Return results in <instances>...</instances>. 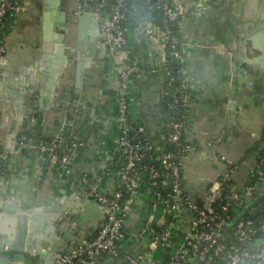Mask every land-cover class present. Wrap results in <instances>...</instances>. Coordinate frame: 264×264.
<instances>
[{"label":"crops","instance_id":"1","mask_svg":"<svg viewBox=\"0 0 264 264\" xmlns=\"http://www.w3.org/2000/svg\"><path fill=\"white\" fill-rule=\"evenodd\" d=\"M18 1L20 12L7 28V53L1 58L0 207L30 210L49 206L63 192L71 195L73 187L82 191L95 180L101 182L102 193L111 194L121 173L119 158L114 154L119 133L115 119L119 63L108 49L98 47L91 67L83 75L82 90L75 94L76 57L72 49L77 46L80 28L71 15L78 3L64 0L69 9L67 28L71 31L65 41V55L72 62L64 66L52 98L43 97L40 104V92L49 91L46 81L50 68L42 71L44 60L48 65L53 61L43 59L42 0ZM170 1L186 13L178 28L192 93L184 138L195 150L185 156L181 167L185 191L199 202L209 187L207 180L213 182L217 176L226 175L228 167H235L231 179L238 191L249 182L256 165L264 135V63L249 64V69L241 65L260 56L250 53L252 45H264V0ZM201 5L207 6L201 16L188 14L198 11ZM127 35L129 55L142 68L131 82V116L136 124L145 125L150 139L159 145L168 118L162 101L164 79L150 71L158 63L160 47L142 17L130 25ZM54 49L51 42L49 53L53 54ZM61 132L84 143L75 166L66 173L34 148L21 147V138L28 140L29 147H35L49 143ZM223 157L233 165L229 166ZM150 200L149 188L143 186L131 208L127 239L120 243L124 253L136 246L134 238L148 216ZM155 217L157 223L169 220L164 209H159ZM102 222L100 213L91 224L83 226L68 253L79 239L93 237ZM190 222L191 214L185 210L179 218L182 232L187 231ZM254 246L262 250L264 241L257 240ZM144 253L146 264H168L163 247L152 248L149 244ZM101 264L109 262L103 260ZM191 264L205 263L193 258Z\"/></svg>","mask_w":264,"mask_h":264},{"label":"built area","instance_id":"2","mask_svg":"<svg viewBox=\"0 0 264 264\" xmlns=\"http://www.w3.org/2000/svg\"><path fill=\"white\" fill-rule=\"evenodd\" d=\"M77 3L76 16L87 10L96 16L103 14L98 17L101 23L99 47L108 49L119 63L115 112L119 133L114 154L121 158V173L119 184L111 194L102 193L101 182L98 180L91 187L78 191L79 196L93 198L102 206L103 222L93 237L79 239L75 249L60 257L55 264H101L104 257L109 258V264H112L113 259L118 260L116 264H121L118 256L120 243L126 237L124 227L127 226L132 205L138 191L144 186L142 181L145 179L149 181L150 211L141 231L134 238L136 246L124 253L125 258L122 260H125V264H146L147 255L144 251L149 244L152 248L163 247L169 250L168 264H187L191 256L201 258L205 264L207 261L217 264V260L223 264L264 263V247L262 250L255 247V237L253 238L257 233L264 234V199L261 204L263 221L258 224L252 219L239 220L233 224L232 236L235 243L228 242L226 238L227 227L231 226L229 212L251 201L259 187L264 189V135L260 140L253 169L257 182H247L238 191L232 187L225 193L223 186L232 180L231 174L235 168L228 167L229 172L224 176L219 175L207 188L201 200L203 206L193 200L184 189L181 161L195 150L183 139L188 125L192 93L189 76L183 66L182 42L179 33L169 24L174 23L179 28L186 13L172 5L170 0H146L150 15H160L157 24L152 20L145 21L151 36L160 47L158 63L150 73L164 79L162 101L163 110L169 115V124L162 134V140L175 147L174 151L162 152L160 147L148 141L145 126L135 124L131 116V82L142 73V68L130 57L127 49L128 35L125 26L130 12L129 0H77ZM206 8V5H201L198 11L188 14L201 16ZM19 12L18 0H0V58L7 53L6 20L14 19ZM174 63L177 65L174 66ZM20 141L22 148H34L64 173L75 163L84 146L81 138H69L62 132L55 135L49 143L41 142L35 147H29L26 138H21ZM149 151L161 153L158 158L161 167L142 166ZM223 160H227L229 166L233 165L225 157ZM143 171L147 173L144 176ZM162 176V185L168 187L167 193H152ZM124 193L131 197L123 203ZM159 209H164L169 216L166 223L156 222L155 216ZM185 210L191 214V222L187 231L182 232L179 218ZM154 224L165 229L157 232L153 228ZM174 235L178 239L175 242ZM261 240L264 241V238Z\"/></svg>","mask_w":264,"mask_h":264},{"label":"water","instance_id":"3","mask_svg":"<svg viewBox=\"0 0 264 264\" xmlns=\"http://www.w3.org/2000/svg\"><path fill=\"white\" fill-rule=\"evenodd\" d=\"M42 5L44 10L42 18L43 59H53V61H50L48 65L44 60L45 65L42 71L45 72L50 68L46 81L49 91L40 92V104L43 97L52 98L57 84L61 83L58 77L64 73L66 68L64 66L72 62L65 55L67 49L64 46L67 37L71 34L67 28L68 7L64 0H42ZM102 15L100 13L96 16L87 10L76 16L80 31L77 46L72 49L76 57L75 94H80L83 75L86 69L91 67L92 60L97 53L101 35V23L98 17ZM51 42L55 47L53 54L49 53ZM250 53L260 56L242 63L241 67L249 69L251 68L249 64L264 63L263 44L252 45ZM241 55V59L245 60L244 54L241 53ZM243 68L241 70H244ZM42 81L45 83V78H42ZM218 144L220 143H216ZM119 163H121V158ZM72 166L74 167L75 163ZM211 183V180H207L206 186H210ZM62 194L64 195L57 196L49 206H40L30 210L0 207V264H55L60 257L68 253L72 241L83 226L91 224L93 219L102 213V206L93 198L79 196L77 188H72L71 195H65V192ZM256 213L254 211L252 216L255 217Z\"/></svg>","mask_w":264,"mask_h":264},{"label":"trees","instance_id":"4","mask_svg":"<svg viewBox=\"0 0 264 264\" xmlns=\"http://www.w3.org/2000/svg\"><path fill=\"white\" fill-rule=\"evenodd\" d=\"M129 8H130V12L128 14V23L125 26L127 29L130 28V25H135L137 17H142L145 20H152L155 24H157L158 20H160V18H159L160 15L159 14L153 13L152 15H150V13H149V11L147 9V6H146V0H129ZM12 20H13V18L12 19L7 18L6 24H5V31H7V28L10 26V22ZM169 25L172 26L173 30L178 32V28H177L176 24L170 23ZM176 65L177 64L174 63V66H176ZM164 112L166 113V115L168 114V112L166 110ZM167 117L168 118H166V120H165L166 121V126H165V129H164L165 131L167 130V127H168V124H169V115H167ZM146 132H147V128H146ZM146 137H147L148 141L151 144H153L156 147H160L159 149L162 152L163 151H174L175 150V147L173 145H171L170 143L164 142L162 140V138H161V143L158 145L154 141H152V139H150V135L148 134V132L146 134ZM183 139L185 140L184 135H183ZM67 142H69V141H67ZM160 155H161V153L158 152V151H149V152H147L146 153V158L144 159L142 166H144V167H151V166L161 167L160 163L158 162V158L160 157ZM146 174H147L146 172H144V171L142 172L143 176L146 175ZM142 178L143 177H141V179ZM163 180H164V178L162 176V178L158 181L157 187L152 191V193L153 192H159L160 194H163V195H165L167 193L168 187H164L162 185V181ZM255 182H257V178H256V174L253 172V174L250 175L249 183L250 184H254ZM142 183H143L144 186H148L149 185L148 184L149 181L147 179L142 181ZM233 186H234V181L233 180H231L229 182H226L224 184V186H223L224 192L228 193L232 189ZM140 192H141V189L138 191L137 195H139ZM135 196H136V194H135ZM130 197H131L130 194H125L124 193L123 198H122L123 203L125 201H127L128 199H130ZM263 199H264V189H262V187H259L257 189L255 195L251 199V201H248V202L244 203L243 206L239 207L238 209H234L233 208L231 210V212H229V215H230V220H229L230 223L229 224L231 226L227 227L228 233L226 234V238H227L228 242H231V243L234 242L235 243V239L232 236V232H233V229H234L233 224H235L237 221L242 220V219H252L253 221H255L258 224L263 221L262 208H261V204L263 203ZM203 204L204 203L200 200L199 201V205L203 206ZM254 211L257 212L255 217L252 216ZM153 228L157 232H160L163 229H165L164 227H159L156 224L153 225ZM124 231L127 232L126 226L124 227ZM254 237H255V242H256L257 240H260V239L264 238V234L263 233H257L256 235L253 236V238ZM125 239H127V236L125 237ZM177 240H178L177 236L174 235L173 236V242H175ZM166 251L168 252L167 254H169V250L166 249ZM118 257L121 259V264H125V262H124L125 260H122V259L125 258V254H124L123 250L121 249V247L119 249V256ZM193 258H196V257L191 256L188 259L187 264H191V259H193ZM107 259H109V258L108 257H104V258L101 259V261L107 260ZM117 261H118L117 259H113L111 261V263L112 264H116ZM216 263L217 264H223V263L220 262V260H217Z\"/></svg>","mask_w":264,"mask_h":264},{"label":"flooded vegetation","instance_id":"5","mask_svg":"<svg viewBox=\"0 0 264 264\" xmlns=\"http://www.w3.org/2000/svg\"><path fill=\"white\" fill-rule=\"evenodd\" d=\"M71 16H72V17L74 16V17L76 18V14H75V12L72 11V15H71ZM240 56H242V55L240 54ZM98 181H99V180H98ZM95 182H96V180H95ZM93 184H95V183H92V185H93ZM92 185H91V186H92ZM91 186H90V187H91ZM86 189H87V188H86ZM85 198H87V197H85Z\"/></svg>","mask_w":264,"mask_h":264},{"label":"rangeland","instance_id":"6","mask_svg":"<svg viewBox=\"0 0 264 264\" xmlns=\"http://www.w3.org/2000/svg\"><path fill=\"white\" fill-rule=\"evenodd\" d=\"M207 264H211V261H207Z\"/></svg>","mask_w":264,"mask_h":264}]
</instances>
